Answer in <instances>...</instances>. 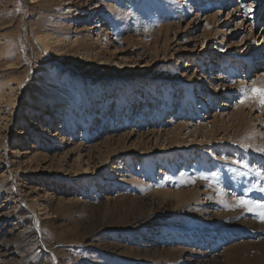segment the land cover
<instances>
[{
	"label": "rangeland",
	"instance_id": "1",
	"mask_svg": "<svg viewBox=\"0 0 264 264\" xmlns=\"http://www.w3.org/2000/svg\"><path fill=\"white\" fill-rule=\"evenodd\" d=\"M262 4L0 0V264H264Z\"/></svg>",
	"mask_w": 264,
	"mask_h": 264
},
{
	"label": "bare ground",
	"instance_id": "2",
	"mask_svg": "<svg viewBox=\"0 0 264 264\" xmlns=\"http://www.w3.org/2000/svg\"><path fill=\"white\" fill-rule=\"evenodd\" d=\"M38 0H27V2H28V5H30V4H33V3H35V2H37ZM200 1H204V0H200ZM263 4H264V0H263ZM262 4V5H263ZM71 9V8H70ZM93 14V13H92ZM258 12H255L254 13V15H253V17L251 18V19H253L252 20V30H254L255 32H260V34H262V33H264V18H261V19H259V23L256 25L255 23L257 22V18H258ZM228 16V15H227ZM263 17H264V15H263ZM261 20V21H260ZM99 28H101V26L99 25ZM251 30V31H252ZM257 64H255V65H257V66H253V67H247L246 66V69H245V71H244V74H245V76H244V78L245 77H248V78H253V79H255V81L256 80H258V79H260L261 77H264V53L260 56H258V58H257ZM211 63H213V62H211ZM214 64V63H213ZM219 65H221V64H219ZM118 68V67H117ZM120 68V70H123L121 67H119ZM251 68H253V70H255V71H253L251 74H249L250 72H249V70L251 69ZM46 69V73H48L49 75H51L52 76V78L54 79L55 78V76H57V73H56V69H48V68H45ZM219 70H221L222 71V68H220V66H219ZM207 71H210V68L209 69H207ZM247 73H248V75H247ZM136 74V73H135ZM137 77H139V75L137 76ZM97 78H100V77H97ZM103 78V77H102ZM105 78V77H104ZM132 77L130 76V77H128V79H130V80H133V78L131 79ZM216 80H220V77H214V75L212 74V77H204L202 80H200L201 82H202V85H203V87H204V90L205 91H211V92H213V93H215L214 91H216L217 90V88H216ZM223 80H221V82H222ZM254 81V80H253ZM50 82V81H49ZM50 83H52L53 84V80H52V82H50ZM223 83H224V81H223ZM146 88L144 87L143 88V94H145L146 93V91L147 90H145ZM129 90V89H128ZM127 90V91H128ZM218 91V90H217ZM194 95V94H193ZM196 97V96H195ZM192 98H194L193 96H192ZM197 99H200V98H197ZM196 100V99H195ZM195 100H192L191 101V103L192 104H194V101ZM169 103V102H168ZM168 106H169V104H168ZM202 108H204V105L202 106ZM189 109H190V106H188V108H187V110L189 111ZM240 110L241 109H238L237 108V110H236V114H239V116H240V114H241V112H240ZM233 114H235L234 112H233ZM161 115V111H158V112H156L155 113V117H156V119L159 117ZM197 115H200V114H198L197 113ZM192 116H194V115H192ZM234 116V115H233ZM236 116V115H235ZM234 116V117H235ZM238 118H240V117H238ZM194 141H195V139H194ZM196 142V141H195ZM226 181V180H225ZM224 184V183H223ZM205 189H201V190H199V189H193L191 192H190V194H194L196 197H198V198H200V197H207L208 199H209V197L211 196V192L213 191V189L212 188H209V189H207V187H204ZM238 191V190H237ZM228 214H226V213H222V214H219V216H218V219L219 218H223V217H226ZM228 218L227 219H230V221L231 220H233V215H228L227 216ZM213 221H217V217L214 219H212L211 220V222H213ZM233 228V227H232ZM238 235H240V236H242L241 235V233H239V232H237V231H235L234 229H230V228H228V229H222V230H220V231H210V233L208 232V233H206V234H202V235H200V234H198V233H195L194 234V239H196V238H198V240L199 239H201V241H202V243H206L207 241H208V243H207V245L209 244L210 246H211V242L212 241H210V239H212L213 237L215 238V240L216 241H218V243L217 244H219V242L221 243V241H223V239L224 238H233V241L236 239V237L238 236ZM177 238V237H176ZM226 240V239H225ZM224 240V241H225ZM232 241V242H233ZM156 242V241H155ZM154 242V243H155ZM156 244V243H155ZM207 247H209V246H207ZM163 248V247H162ZM215 248H217V247H215ZM232 248V247H231ZM152 250H154V251H157L158 250V248H156V245H154V248H152V249H148V254L149 253H152L151 251ZM160 251V250H159ZM155 253H157V252H155ZM161 253V252H160ZM153 254V253H152ZM150 255V254H149Z\"/></svg>",
	"mask_w": 264,
	"mask_h": 264
},
{
	"label": "snow or ice",
	"instance_id": "3",
	"mask_svg": "<svg viewBox=\"0 0 264 264\" xmlns=\"http://www.w3.org/2000/svg\"><path fill=\"white\" fill-rule=\"evenodd\" d=\"M242 91L244 94L241 95L238 104H246L249 101H255L260 107H264V88L253 87L250 90L244 89ZM234 163H241L242 167H247V165L242 162L234 161ZM257 175L264 174L258 172ZM261 191L264 192V188H262ZM237 206L242 207L249 212H255L258 219H260L261 222H264V202H253L243 198H237Z\"/></svg>",
	"mask_w": 264,
	"mask_h": 264
}]
</instances>
